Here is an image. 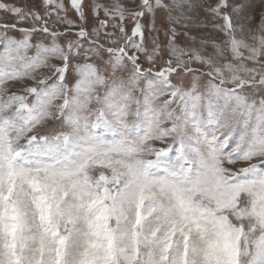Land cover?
<instances>
[{"label":"snow or ice","instance_id":"6c2138e0","mask_svg":"<svg viewBox=\"0 0 264 264\" xmlns=\"http://www.w3.org/2000/svg\"><path fill=\"white\" fill-rule=\"evenodd\" d=\"M132 3L93 0L89 29L84 0L79 25L64 0H0L16 18L0 23V264H264V0L258 23L252 0ZM198 9L223 34L201 41L213 54L171 27L169 58L142 68L163 50L141 18Z\"/></svg>","mask_w":264,"mask_h":264},{"label":"rangeland","instance_id":"374dc122","mask_svg":"<svg viewBox=\"0 0 264 264\" xmlns=\"http://www.w3.org/2000/svg\"><path fill=\"white\" fill-rule=\"evenodd\" d=\"M3 2H7L10 4H13L15 6H19L22 8H25V10H35L39 12H43L42 8V0H3ZM93 0H84V9L87 17V27L91 29V27L98 26V21L93 15L91 11V4ZM97 3L103 4V5H109L112 3V0H96ZM121 3H123L126 7L128 8H134L135 5L132 3V0H120ZM140 0H136V5H138ZM199 2V0H197ZM211 3H215V0H210ZM253 4L255 5L253 11L254 15L257 16L256 23H258V17L261 12L259 3L260 0H252ZM66 8H68L67 15L70 19H73L76 21L77 25H79L80 21L79 18L77 17L75 11L71 9L70 6V0H64ZM173 15H176V13H173ZM191 16L190 20H185L182 21L180 24H169L168 21V14L166 10H158L155 15V26L154 30L150 27L152 23V17L146 13L145 17L141 18V23L144 25V33H145V44L146 47L149 49L152 48V40L155 38L157 43L160 44L162 48V58H157L156 63L154 65H151L148 63L146 58L141 55L140 58V63L142 65V68H149L153 67L154 70L159 69L160 67L163 66L164 60H167L169 58L168 54V40L169 37L171 36L170 28L175 27L177 30V37H176V44L179 45L182 48H197V49H202V54L203 55H211L214 52V49L212 47V44L209 42L206 45H202L201 41L202 40H208L211 41L212 39H217V42H220V39L223 37V34L220 33L218 30L213 29L211 24V15L208 13H205L203 9H198L195 12L189 13ZM99 19H105L103 11L101 10L99 12ZM14 23L16 22V18L11 16L10 14L4 13L3 11H0V23ZM216 23H219L220 21H215ZM184 25H188L185 27ZM30 23H23L19 24L18 27H30ZM60 30L63 31V28L66 27V25L59 26ZM133 27V21L131 18H127L125 20V29L128 32V34H131V28ZM107 31L112 32L115 31L116 35L119 36V32L116 29H113L111 27V22L107 28ZM167 33V35H166ZM187 33V35H185ZM9 35L16 36L17 38H20V33L18 32H12L10 31L8 33ZM195 37V40H192L191 38ZM43 39L42 35L37 34L34 35L33 37V43H35L37 40ZM67 39H75V36H68ZM44 42L47 43V40ZM61 42H64V38L61 39ZM103 42V41H102ZM106 46H111V45H106ZM103 58L105 60L108 59L107 53H103ZM55 63H58V61H53ZM193 67H200L198 63H193ZM41 71H45L46 69H41ZM71 74V73H70ZM173 83H176V78L175 76L172 77ZM74 82V81H73ZM32 82L30 80H23V81H9L8 82V87L17 92H21L22 88L25 85H29ZM167 96L161 97V99H166ZM157 146L161 147L159 142H157ZM255 162V161H252ZM249 162L246 161H238L235 164V168H240V167H246Z\"/></svg>","mask_w":264,"mask_h":264}]
</instances>
